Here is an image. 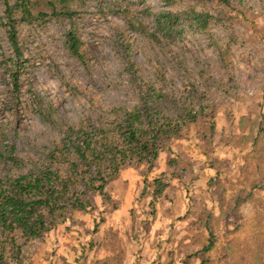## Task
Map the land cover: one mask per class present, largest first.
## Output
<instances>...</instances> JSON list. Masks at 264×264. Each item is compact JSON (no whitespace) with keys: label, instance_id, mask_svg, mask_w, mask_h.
<instances>
[{"label":"rangeland","instance_id":"374dc122","mask_svg":"<svg viewBox=\"0 0 264 264\" xmlns=\"http://www.w3.org/2000/svg\"><path fill=\"white\" fill-rule=\"evenodd\" d=\"M225 1L68 0L69 18L39 1L48 16L19 28L26 62L18 91L0 65V128L17 136L19 149L57 136L34 113L30 90L64 123L134 107L127 57L145 80L159 74L165 108L202 107L203 115L186 135L164 141L169 149L150 169H124L108 189L110 210L73 217L33 244L23 264H264V0ZM165 10L212 19L205 34L180 22L179 37L156 42L129 31L122 16ZM69 30L83 43L84 63L65 48ZM9 53L1 33L0 56Z\"/></svg>","mask_w":264,"mask_h":264},{"label":"trees","instance_id":"16d2710c","mask_svg":"<svg viewBox=\"0 0 264 264\" xmlns=\"http://www.w3.org/2000/svg\"><path fill=\"white\" fill-rule=\"evenodd\" d=\"M39 1L0 0V34L10 48L9 54L0 56V65L7 69L13 92L20 87L21 67L26 62L19 45V28L48 16L37 8ZM161 1L170 7L174 0ZM67 2L51 0V15L69 18L70 14L64 12ZM122 16L129 31L145 34L149 41L156 42L159 38L179 37L180 22L205 34L208 20L212 19L208 13L194 10H165L156 14L146 11L142 20L136 21L130 12H123ZM64 45L71 58L84 63L83 43L76 32L67 31ZM137 66L127 57L124 71L129 86L137 93L132 108H114L107 118L90 116L64 123L53 118L51 105H45L30 90L34 113L44 125L57 129V136L48 145L33 142L31 148L19 149L14 139L17 136L11 138L0 128V264H23L29 256L28 249L65 225L75 212L110 210L105 206L110 200L108 189L124 169L144 164L150 169L159 155L169 149L164 141L186 135L185 128L194 124L196 115H203L202 107L165 108L167 95L158 83L159 74L145 80ZM155 183L159 184L154 193L157 199L163 184L158 180Z\"/></svg>","mask_w":264,"mask_h":264},{"label":"crops","instance_id":"0c3cea01","mask_svg":"<svg viewBox=\"0 0 264 264\" xmlns=\"http://www.w3.org/2000/svg\"><path fill=\"white\" fill-rule=\"evenodd\" d=\"M120 177H121V176H120ZM118 179H119V178H118ZM118 179H117V180H118ZM117 180H115V181H117ZM80 213H82V212H75L73 217L79 215ZM83 213H85V212H83ZM96 246L98 247L99 244H96ZM147 247H148V248H147ZM143 249L145 250V252H146V251L149 252V244H148V245H145V248H143ZM124 251H125V250H124ZM146 254H147V252H146ZM140 263H141V262H140ZM78 264H110V263H109V262H99V263H97V262L93 261L92 259H91V261H90V259H88V260H85V261H80ZM115 264H126V263H124V262H122V261H119V262H117V263H115ZM129 264H132V263H129ZM141 264H146V263H141ZM157 264H158V263H157Z\"/></svg>","mask_w":264,"mask_h":264}]
</instances>
